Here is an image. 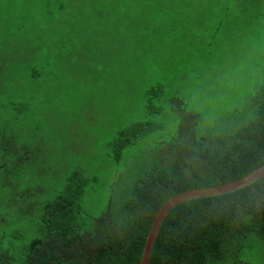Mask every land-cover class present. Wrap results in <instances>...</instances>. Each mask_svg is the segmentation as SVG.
<instances>
[{
  "label": "rangeland",
  "instance_id": "1",
  "mask_svg": "<svg viewBox=\"0 0 264 264\" xmlns=\"http://www.w3.org/2000/svg\"><path fill=\"white\" fill-rule=\"evenodd\" d=\"M263 80L264 19L249 0H0V158L13 163L0 178L5 248L21 259L42 205L74 171L88 179V226L123 200L173 155L175 101L200 116L199 132H219L242 121ZM138 124L158 129L114 153ZM244 255L240 264H264L257 242Z\"/></svg>",
  "mask_w": 264,
  "mask_h": 264
},
{
  "label": "trees",
  "instance_id": "2",
  "mask_svg": "<svg viewBox=\"0 0 264 264\" xmlns=\"http://www.w3.org/2000/svg\"><path fill=\"white\" fill-rule=\"evenodd\" d=\"M249 3L264 19V0ZM159 92L160 87L150 90L149 101ZM174 104L182 123L169 145L172 156L144 171L123 200L114 195L91 226L83 219L88 179L74 171L55 198L42 205L39 236L21 250L20 260L0 238V264H140L155 217L167 202L236 182L264 165V80L246 110L236 115L242 121L237 125L231 116V125L219 132H199L200 116ZM156 129L151 124L129 127L113 142V152ZM7 156L0 158L4 179L13 168ZM253 242L264 247V178L233 194L174 209L150 264H240Z\"/></svg>",
  "mask_w": 264,
  "mask_h": 264
},
{
  "label": "water",
  "instance_id": "3",
  "mask_svg": "<svg viewBox=\"0 0 264 264\" xmlns=\"http://www.w3.org/2000/svg\"><path fill=\"white\" fill-rule=\"evenodd\" d=\"M264 178V165L236 182L205 190H195L176 196L159 211L152 224L140 264H150L161 229L170 213L182 204L222 197L243 190Z\"/></svg>",
  "mask_w": 264,
  "mask_h": 264
}]
</instances>
